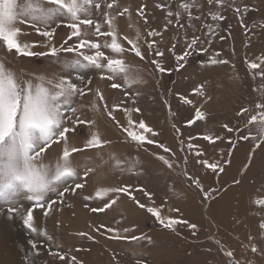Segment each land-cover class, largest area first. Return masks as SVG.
I'll list each match as a JSON object with an SVG mask.
<instances>
[{
  "label": "rangeland",
  "instance_id": "374dc122",
  "mask_svg": "<svg viewBox=\"0 0 264 264\" xmlns=\"http://www.w3.org/2000/svg\"><path fill=\"white\" fill-rule=\"evenodd\" d=\"M158 2L159 0H121L122 4L132 5L134 22L137 21L135 9L141 3H146L147 12L155 15V19L151 20V27L163 31L165 12L156 8ZM168 2L175 11V6L180 0H168ZM237 4L243 6L241 0H237ZM253 6L255 10H250L244 17V24L249 29L247 32L240 24V17L232 9L226 12V21L219 22H213L205 11L200 21H194L195 34L200 35L202 39L206 38L207 30L202 28V25L211 24L215 27L216 23H219L220 28L217 32L226 39L221 41L218 37L215 38L208 53L195 52L188 58L185 67L179 71L175 70L174 56L167 52L174 42L171 37L176 35L175 28L170 27L168 31L163 32V42L159 45L165 50L166 66L174 69L171 73L157 72L147 58L141 61L133 55L126 57L132 66V75L142 81L134 84L130 90L133 93H140L136 104L133 105L128 100L127 106L141 109V113H133L132 118L145 120L158 133L156 136L149 134L150 139L157 141L156 144L145 143L143 146H138L134 142L125 141L121 129L104 112L103 102L96 100L93 94L79 99L76 106L80 107L81 104L85 106L82 115L87 119H95L96 127L103 138L112 143L101 149L99 154L94 150L74 154L73 162L81 166V177L82 166L85 164L96 169L90 174L83 190H78L75 194H66L65 203L63 205L58 203L53 214L48 217H44L41 210H34L36 226L46 228L53 237V241L49 242L52 251L59 250L61 253L75 255L83 264H117V261L119 264H136V260L140 259L144 264H186L191 259L195 264H227L228 258L211 238L220 240L225 250L231 249L226 247V240H221V227L224 226L221 222L232 215L241 217L245 213L249 214L247 210H251V216L258 218L254 213L259 209L252 204V201L264 197V143L253 151L256 140L240 139L248 134L245 125L249 118L260 111L255 106L261 101V96L254 89L264 84V80L259 77L252 79L245 63L248 50L252 59L264 55L263 52L258 55V50H253V45L260 48L264 43V28L259 26V22L264 21V0H250V9ZM193 14L201 15L195 10ZM184 19L186 20V16ZM254 22L257 24L256 27H252ZM228 25H231L230 29ZM21 27L25 33L21 37L22 40L31 42L42 39L30 26L21 25ZM52 27L56 25L53 24ZM136 27L143 31L144 21L139 20ZM120 28L125 34L134 35V31L128 29L126 20L120 21ZM188 31L191 35V29ZM68 33L69 29L66 26L61 25L56 29L57 46ZM156 39L160 40L159 37ZM204 46L208 47V45ZM183 49L184 43L181 39L175 50L176 54H180ZM33 50L46 51L42 47ZM213 51L220 52L219 58L226 59L229 63L204 65L203 62ZM74 58L75 54L60 55L61 61ZM0 59H5L9 67L18 73H23L25 78L39 74L50 76L54 72L63 70L62 65L55 64L50 58L17 56L14 51L6 54L3 47H0ZM67 71L72 73L73 80L80 75L84 76L85 81L91 78V87L100 89L109 108L121 100H127L123 96L124 89H112L110 81L101 79L99 70L75 68ZM201 84L204 85V96L193 92V89ZM181 96L188 97L193 104L183 103ZM94 100L100 104L99 112L89 110L87 107ZM198 107L207 114L206 119L188 125L186 122L194 118L195 109ZM242 107L247 108L248 112L238 116L237 113ZM113 115L120 124L126 125L127 117L122 110L114 111ZM224 124L234 129L239 127L240 131L229 133L222 127ZM250 127L255 135L256 125ZM176 129H179V133ZM91 130L86 125L79 128L75 134L69 136V143L82 147ZM208 133L220 135L222 139L209 143L203 139ZM189 137H195L191 142L198 145L206 154L200 159H209L210 162L218 160L224 171L217 170L214 173L197 163L198 158L194 155V151H189L187 148ZM229 139L235 143V147ZM181 141L184 143L181 144ZM158 144L165 145L171 149V152H165ZM62 147L61 143H54L44 155L45 163L54 161L61 153ZM113 154L126 162L138 161V163L131 171L128 170L129 163H126L123 169L117 168L112 159ZM161 155L172 162V168H168L158 159ZM250 155L251 159H249ZM184 157H187L186 164ZM245 165H247L246 169ZM185 170L188 177L184 175ZM189 177H198L203 191ZM236 180L240 183H234ZM68 184H72L71 179ZM123 184H130L136 189L133 195L140 203L155 207L163 205L161 209L163 216L187 220L196 224L197 229L193 232L184 224L176 225L174 230L164 228L146 209H141L124 194H121L112 208L104 212L91 211L92 208L102 207L103 204L99 200H85L84 197L94 195L97 187ZM139 189L151 193V199ZM211 189L218 191L210 192L212 199H205L204 192H209ZM49 195L51 199H57L54 193ZM21 202L25 207L31 206L30 202ZM86 204L88 207H85ZM7 206L0 201V264H27L24 259L25 253L30 250L27 242L34 234L22 225L18 217L12 220L7 218L5 211ZM170 209H179V212ZM222 215H224L223 219L219 220L218 217ZM101 224L106 227L96 231ZM133 225L136 226L134 230L123 232L124 228H132ZM108 227L118 229L120 235L138 237L145 235L151 238V243L146 240L111 239L110 237L115 233H108ZM81 232L88 233L94 239L81 237L78 235ZM231 233L235 235V231ZM223 234L226 236L225 231ZM57 245L60 246L59 249ZM239 248L241 249V246ZM234 254L236 255L235 251ZM35 264H60V261L54 260L47 250L42 248L41 254L35 258Z\"/></svg>",
  "mask_w": 264,
  "mask_h": 264
},
{
  "label": "snow or ice",
  "instance_id": "6c2138e0",
  "mask_svg": "<svg viewBox=\"0 0 264 264\" xmlns=\"http://www.w3.org/2000/svg\"><path fill=\"white\" fill-rule=\"evenodd\" d=\"M241 4L243 6L237 4V0H180L175 6L176 10L173 11L168 0H159L156 3V8L163 9L165 12L163 31H161L151 27V20L155 19V15L147 12L146 3H141L135 9L137 21L134 22L132 5L130 3L122 4L121 0H0V47H3L6 54L14 51L17 56L50 58L55 64L62 65L63 69L50 76L39 74L25 78L23 73H18L9 67L5 59H0V201L8 205L5 211L9 220L18 217L22 221V225L34 234L27 242L30 246V250L25 253L24 257L27 264H35V258L41 254L42 248L47 250L54 260L58 259L60 264H83L82 261L77 260L75 255L61 253L59 250L52 251L49 242L53 241V237L49 235L46 228L36 226L34 217L35 209L41 210L44 217L52 215L58 203L60 205L65 203L66 194H75L78 190H83L86 187L90 174L96 169L85 164L82 166L83 176L81 177V166L73 162L74 154L89 150H94L99 154L101 149L112 143L103 138L100 130L96 127L95 119H87L82 115L85 106L82 104L80 107L76 106L79 99L93 94L96 100L103 102L104 112L121 129L125 141L134 142L138 146H143L145 143L156 144L157 141L150 139L149 134L156 136L158 133L145 120L132 118V114L141 113V109L127 106L128 100L133 105L136 104L140 93H133L130 90L134 84L142 81L132 75V66L126 57L133 55L141 61L147 58L157 72L171 73L174 69L166 66L165 50L161 49L159 45L163 42V32L168 31L170 27L175 28L176 35L171 37L174 42L167 52L174 56L175 70L179 71L185 67L188 58L195 52L208 53L215 38L218 37L221 41L226 39L224 35L217 32V29L220 28L219 23H216L215 27L211 24L202 25V28L207 30L206 38L202 39L200 35L195 34L194 21H200L205 11L213 22H219L226 21V12L228 9H232L240 17V24L245 27V31L249 30L244 24V17L255 8L253 6L250 9V0L248 2L241 0ZM194 10L200 12L201 15H194ZM122 19L126 20L128 29L134 31L133 36L121 31L120 21ZM139 20L144 21L143 31L136 27ZM53 24L56 27H52ZM21 25L30 26L42 39L31 42L22 40L21 37L25 33ZM61 25L66 26L69 33L57 46L55 33ZM256 26L257 24L254 22L252 27ZM259 26L264 28V21L259 22ZM230 28L231 25H228V29ZM189 29H191V35H189ZM229 35H231L230 31ZM157 37L160 40H157ZM181 39L184 49L180 54H176L175 50ZM204 45H208V47ZM37 47H42L46 51H34L33 49ZM62 53L75 54V58L61 61ZM220 55V52L213 51L203 64H228L229 61L220 59ZM245 63L253 80L257 77L264 80V55L254 59L245 57ZM75 68L99 70L101 79L110 81L112 89H124L123 96L127 100H121L109 108L100 89L91 87V78L87 81L83 75L77 76L76 80L71 78L72 73L67 70ZM117 80L121 82L117 83ZM254 90L258 91L261 96V101L257 102L255 106L260 111L252 115L245 125L248 134L240 137L245 141L249 139L257 141L253 151L259 148L261 143H264V84ZM193 92L204 96V85H198L193 89ZM180 99L185 104H193V101L186 96H181ZM96 100L87 107L89 110L99 112L100 104L96 103ZM116 110L124 112L127 117L126 125H122L116 120L113 115ZM246 112L248 109L242 107L237 115ZM206 115L198 107L195 109L194 118L186 123L192 125L196 121L206 119ZM85 125L92 130L82 147L70 144L69 136L75 134L79 128ZM252 125H256L255 135L251 131L250 126ZM222 127L229 133L240 131L239 127L234 129L228 124H224ZM176 131L179 133V129ZM193 139L195 137H189L187 148L189 151H194V155L198 158L197 163L214 173L217 170L223 172L224 168L220 161L210 162L209 159H200L206 154L203 149L191 142ZM203 139L209 143H215L222 137L208 133L203 136ZM229 142L235 147V143L231 139ZM54 143L63 145L61 153L54 161L45 163L44 155ZM183 143L181 141V144ZM158 146L165 152H171V149L163 144H158ZM229 155H231V150H229ZM112 159L115 161V167L120 169L129 163L114 154ZM158 159L168 168L173 167L172 162L165 156L161 155ZM249 159H251V155ZM184 162L187 163V157H184ZM136 163L138 161H131L128 170L131 171ZM246 168L247 165H245ZM184 175L188 177L186 170ZM70 179L72 184H68ZM189 179L203 191L198 177H189ZM78 180L81 182H76ZM234 183L239 184L240 181L236 180ZM135 190L130 184L100 186L96 188L94 195L86 196L84 199L101 201L103 206L92 208L91 211L104 212L106 209L112 208L121 194H124L141 209H146L164 228L174 230L176 225L184 224L193 232L197 229L196 224L189 223L187 220L163 216L161 211L163 205L155 207L140 203L133 195ZM139 190L151 199V193L143 189ZM213 191L218 190L211 189L209 192H204L205 199H212L210 192ZM52 193L56 195V200L50 198L49 194ZM21 201L30 202L31 206L25 207ZM252 204L259 209L257 213H254L258 216V225L255 234L249 233L247 243L241 244V250L244 253L242 258H236L233 249L225 250V246L220 240L211 238L228 258L227 264H264V197L253 199ZM85 207L88 205L86 204ZM170 211L179 212V209H170ZM105 227L101 224L96 231ZM135 227L133 225L132 228H124L123 232L128 233ZM107 232L115 233L110 237L114 240H146L151 243V238L145 235L139 237L120 235L118 229L111 227L107 228ZM78 235L87 237L89 240L94 239L85 232ZM56 247L60 248L59 245ZM136 264H144V261L136 260Z\"/></svg>",
  "mask_w": 264,
  "mask_h": 264
},
{
  "label": "bare ground",
  "instance_id": "6f19581e",
  "mask_svg": "<svg viewBox=\"0 0 264 264\" xmlns=\"http://www.w3.org/2000/svg\"><path fill=\"white\" fill-rule=\"evenodd\" d=\"M253 50H258V55H260L262 52L264 54V43L260 48L259 46L253 45ZM244 55H246V53H244ZM247 58L252 59L250 56V50H248ZM247 211L249 214L245 213L241 217L232 215V217H229L221 222V225H224L223 228L221 227V240H226V247L233 249L236 253V258L238 259L244 256V253L239 248V246H241L242 243H247V237L249 233L251 232L252 234H255L258 225V218L251 216V210ZM223 217L224 215L219 216L218 219H223ZM223 231H225L226 236H224ZM231 231H235L234 236ZM249 255H251V253H249ZM186 264H195V261L191 259L188 260Z\"/></svg>",
  "mask_w": 264,
  "mask_h": 264
}]
</instances>
